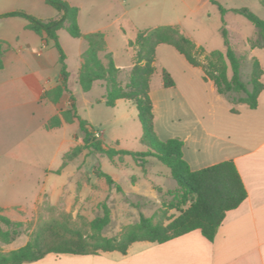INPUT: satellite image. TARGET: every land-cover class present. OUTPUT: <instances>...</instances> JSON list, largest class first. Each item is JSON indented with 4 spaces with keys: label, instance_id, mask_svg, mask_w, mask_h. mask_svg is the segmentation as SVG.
<instances>
[{
    "label": "rangeland",
    "instance_id": "obj_1",
    "mask_svg": "<svg viewBox=\"0 0 264 264\" xmlns=\"http://www.w3.org/2000/svg\"><path fill=\"white\" fill-rule=\"evenodd\" d=\"M95 1V5L87 0L82 4L81 28L84 31L91 25H109V42L121 65H130L132 62L131 52L134 48L129 45V41L140 30L161 25L179 26L202 45L206 52L217 49L225 52L221 32L225 23L231 44L243 60V79L249 81L255 58L259 59L264 70V49H251L244 38L256 32L255 25L241 14L228 12L224 16L218 5L210 0ZM217 1L226 8L248 7L264 19V6L260 0ZM92 9L96 11L95 24H91L89 17ZM12 20L25 21L20 17ZM31 34L38 38L34 33ZM60 36L61 44L69 54V66L73 67L77 60L78 43L86 44L85 40L72 37L67 30H62ZM252 37L255 38V34ZM198 56L202 61L205 60V53ZM180 60L185 59L174 46L162 44L157 48V71L151 85L157 105L155 129L162 140L179 135L180 105L184 104L192 114L196 111L198 115H206V107L211 103L209 84L186 86L190 92L182 100H179L178 91L163 86L164 68L179 82L181 88L185 84L186 74ZM31 63L26 66V71L37 72L35 60L32 59ZM4 72L0 70V84ZM128 75V72L122 73V80L126 81ZM71 80L73 92L79 101V115L90 122L98 140L117 149H145L141 142L142 125L134 101L121 99L114 107L104 102L88 103L87 100L93 101L104 92L102 83L85 92L74 82V77ZM243 94L235 93L234 96ZM69 96L66 92L59 103L60 107H65L68 101L72 102ZM225 102L232 105L227 98ZM261 102L264 106V91ZM239 104L235 103L234 110H237ZM32 108L28 106L25 112L18 115L0 114V202L12 204L2 207L3 213L24 223L23 234L12 243L3 245V251L8 252L25 245L40 225L49 221L89 234V224L103 213L104 203L110 208L111 221L102 233L109 237L120 236L128 226L138 223L141 213L164 223L179 214L178 208H171L172 200L180 192L179 187L172 178L170 168L160 160L150 157L143 167L130 155L111 159L90 147L68 160L64 158L68 151L78 145H85L79 125L74 123L46 129L41 126L39 116L30 111ZM240 110L244 114L250 109L240 104ZM65 160L67 164L63 167ZM99 171L110 174L114 183L110 184L98 174ZM103 253L106 252L99 254ZM65 260L64 264H74L69 259Z\"/></svg>",
    "mask_w": 264,
    "mask_h": 264
},
{
    "label": "trees",
    "instance_id": "obj_2",
    "mask_svg": "<svg viewBox=\"0 0 264 264\" xmlns=\"http://www.w3.org/2000/svg\"><path fill=\"white\" fill-rule=\"evenodd\" d=\"M221 13L228 11L241 14L256 27L257 38L251 39V47L264 48V19L256 15L248 7L226 8L217 0ZM59 11V16L42 19L23 10L1 14L0 17H21L27 21V28L35 31L46 41H52L60 54L61 82L47 90L43 98L59 102L68 89L69 71L66 53L61 45L59 31L66 29L74 38H83L87 48L82 54L83 62L79 70L78 83L82 90L89 92L98 81H103L106 88L103 100L107 106L114 107L120 99L135 102L138 117L142 125L141 142L145 149L132 151L124 148L108 147L102 140L94 136V128L78 114L75 97L71 96L70 107L54 115L46 124V128L59 127L65 121H78L80 133L85 145H78L68 151L64 158L72 159L86 147L103 153L113 159L117 156L130 155L143 167L150 157H155L168 166L172 178L177 182L179 194L172 200L171 208H178L179 214L169 218L168 223L155 221L153 217L141 213L138 223L128 226L120 236L103 235L104 228L111 221L110 208L103 204V213L95 217L89 224L91 233L72 230L65 224L56 221L45 222L32 234L27 243L8 252L2 246L15 241L24 232V223L15 221L3 213L0 207V264H24L38 261L49 253L89 255L100 252L118 251L127 254L130 246L138 241L163 243L172 238L200 229L202 234L213 241L228 211L237 208L248 197V190L234 160H224L202 169L194 170L184 157V141L180 137L162 140L155 129L154 103L151 97V83L156 68L157 47L160 44L174 46L194 66H201L204 78L214 81L217 91L228 97L232 103L247 104L254 109L258 106L259 96L264 90L262 76L264 70L259 59L255 58L249 81L243 79L242 57L233 48L228 29L224 23L221 29L226 51L212 50L206 52L185 35L177 25H161L155 28L140 30L129 45L134 48V65L128 78L123 81L122 70L108 51L105 35L101 31L83 33L79 23V7L67 0H46ZM264 6V0H260ZM6 42L0 40V69L4 68V52ZM105 52V59L101 53ZM205 53V60L199 58ZM231 72V73H230ZM164 87L175 86L172 74L162 70ZM244 93L241 96L234 94ZM77 138H80L77 136ZM67 164L64 161L63 167ZM112 184L114 179L106 172L99 171Z\"/></svg>",
    "mask_w": 264,
    "mask_h": 264
},
{
    "label": "crops",
    "instance_id": "obj_3",
    "mask_svg": "<svg viewBox=\"0 0 264 264\" xmlns=\"http://www.w3.org/2000/svg\"><path fill=\"white\" fill-rule=\"evenodd\" d=\"M67 1L79 7V23L82 27V4L86 0ZM87 1H90L92 5L96 2L95 0ZM16 10L26 11L42 19L56 18L60 14L46 0H0V15ZM95 16L96 11L92 9L89 16L91 24L97 21ZM14 17H0V40L6 42L3 56L4 68L0 69L5 71L0 84V114H22L30 106L33 107L30 111L39 116L41 126L46 128L47 122L54 115L60 114L71 104L68 101L65 107H60L61 100L53 102L42 97L45 91L54 88L62 80L60 54L52 41H46L35 31L28 29L24 18L25 21L12 20ZM91 26L84 31L81 28L82 32H103L108 51L113 54L116 65L121 68L122 73H129L134 65L135 50L131 52V64L121 65L117 62L115 51L109 42L110 26ZM118 27L120 30L123 29L120 24ZM62 30L66 29L59 31L60 39ZM181 31L187 35L184 29ZM31 33L37 35L38 38ZM254 34L255 38L252 37ZM257 36V30L252 35L244 36L251 49L260 48L251 47L250 40L256 39ZM85 43H78L77 60L73 67L69 66V54L61 44L67 56L69 71V90H66L64 95L68 92L69 99L71 94L75 97L71 78L74 77V82L78 83L79 70L83 62L82 54L87 48V42ZM180 54L185 59L180 62L186 74V82L181 88L174 78L175 86L165 88L178 91L179 100L185 99L190 92L186 86H193V84L198 86L202 83L209 84L211 91L209 95L211 103L208 108L206 107V115H198L196 111L192 114L184 104L180 105L178 112L180 133L177 137L185 143L184 157L194 170L224 160H234L248 190V197L240 206L227 212L213 241L207 239L200 229H195L163 243L135 242L130 246L127 254H115L116 251L89 255L49 253L38 261L24 264H64L65 259L73 261L74 264H264V106L261 102L264 90L259 96L257 108L252 109L244 104L250 110L243 114L240 110V104L243 103H240L237 110H234L235 104L231 102L232 105H228L225 102L228 97L217 91L214 81L204 78L203 68L192 65L182 53ZM101 57L105 59V52L101 53ZM32 59L38 66V71L34 73L26 71V66L32 65ZM99 83H102L101 87L104 92L93 101L87 100L86 102L99 103L103 100L106 92L104 82L98 81L94 87ZM151 97L154 103V113H156L157 105L152 85ZM75 101L79 108V101L76 97ZM74 123L79 125L78 121ZM74 123L64 121L59 127ZM11 205L0 202V207L6 208Z\"/></svg>",
    "mask_w": 264,
    "mask_h": 264
}]
</instances>
